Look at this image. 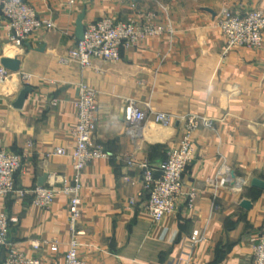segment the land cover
I'll return each instance as SVG.
<instances>
[{
  "label": "crops",
  "instance_id": "crops-1",
  "mask_svg": "<svg viewBox=\"0 0 264 264\" xmlns=\"http://www.w3.org/2000/svg\"><path fill=\"white\" fill-rule=\"evenodd\" d=\"M24 1L56 28L16 48L0 4V65L6 58L21 61L0 99V148L22 159L17 189L72 183L76 104L85 85L97 93L94 143L108 157L82 173L81 258L87 264H186L198 231L205 241L194 249L195 264H252L249 238L264 233V189L253 185L264 182V45L227 51L216 19L223 9L242 14L264 9V0H79L75 6L68 0ZM83 12L85 26L106 18L144 24L154 14L155 23L173 33L122 48L116 63L95 61L83 69L62 62L77 44ZM131 102L148 115L137 138L129 134L125 116ZM157 113L172 115L171 125L157 124ZM190 114L213 120L215 129L195 133L185 197L175 214L156 224L146 209L141 171L126 159L148 160L154 167L166 162L180 145L183 117ZM59 148L66 155H55ZM221 176L230 184L214 187ZM192 191L196 198L190 207ZM33 197L30 192L21 200H0V213L14 220L0 264L14 250L44 261H62L67 252L73 237L68 199L42 208L32 205ZM245 201L251 209L242 206ZM52 243L59 244L58 254L51 252Z\"/></svg>",
  "mask_w": 264,
  "mask_h": 264
},
{
  "label": "built area",
  "instance_id": "built-area-1",
  "mask_svg": "<svg viewBox=\"0 0 264 264\" xmlns=\"http://www.w3.org/2000/svg\"><path fill=\"white\" fill-rule=\"evenodd\" d=\"M79 0H68L70 6H75ZM1 14L9 33V40L16 48H24L29 39L41 31H51L56 28L52 20L42 18L37 11L24 0H1ZM155 15L150 14L144 24L129 19L116 21L106 18L86 26L84 41H77L76 46L69 51L63 63H77L83 69L93 67L95 61L116 63L121 60L122 48L137 47L149 38L160 37L166 33L172 34V28L155 23ZM217 28L226 38L227 51L234 48L261 49L264 45V9L242 14L223 9L217 16ZM12 73L0 65V99L3 85L10 79ZM77 106L78 123L74 129L76 147L71 158L74 162L76 175L69 183L61 181L60 187H37L33 191L18 190L16 175L22 168L20 156L0 148V200L17 197L25 198L27 193H33L32 205L49 208L59 197H66L69 205V216L73 237L68 243V249L62 261L56 259L44 261L26 256L21 251H11L6 256L5 264H87L80 256L81 244L78 240L77 224L82 217V173L95 160L108 157L103 148L94 143V135L99 121L97 93L85 85L80 87ZM125 116L129 125V134L139 137L148 115L134 102L128 104ZM155 122L160 125H171L174 117L169 114L157 113ZM185 132L180 145L172 149L168 160L154 167L148 160L137 161L126 159L131 168L141 171L144 188L149 196L147 212L156 224L166 217L175 214L182 199L185 197L184 175L191 166L195 156L194 135L200 129H215V122L190 114L183 117ZM55 155L64 156L66 152L59 148ZM226 170V169H225ZM213 184V183H212ZM230 184L228 177H220L214 187H226ZM196 198L195 191L189 194V206L192 207ZM14 220L7 212L0 213V255L7 247V241ZM194 247L186 264H195L194 249L205 241L200 232L193 235ZM253 248L252 264H264V233L252 234L249 238ZM36 251L41 244L33 245ZM51 252L59 253V244H50Z\"/></svg>",
  "mask_w": 264,
  "mask_h": 264
},
{
  "label": "water",
  "instance_id": "water-1",
  "mask_svg": "<svg viewBox=\"0 0 264 264\" xmlns=\"http://www.w3.org/2000/svg\"><path fill=\"white\" fill-rule=\"evenodd\" d=\"M209 12H212L210 9H206ZM85 18H86V12H83L78 20H77V28H76V39L80 42L84 41L85 39V31H86V26H85ZM2 66L5 67L8 71H10L11 73H18L21 69V61L19 59H15V58H6L3 59L1 62ZM27 93L24 92L20 103L18 105L19 108H21L23 106V102L25 100ZM253 185L255 187L264 189V182L260 181V180H255L253 182ZM242 206L245 209H251L252 204L248 201L243 202Z\"/></svg>",
  "mask_w": 264,
  "mask_h": 264
}]
</instances>
